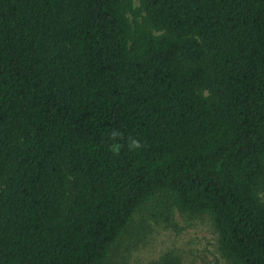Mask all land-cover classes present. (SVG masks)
<instances>
[{
    "label": "trees",
    "instance_id": "16d2710c",
    "mask_svg": "<svg viewBox=\"0 0 264 264\" xmlns=\"http://www.w3.org/2000/svg\"><path fill=\"white\" fill-rule=\"evenodd\" d=\"M264 0H0V264H113L156 199L264 264Z\"/></svg>",
    "mask_w": 264,
    "mask_h": 264
},
{
    "label": "rangeland",
    "instance_id": "374dc122",
    "mask_svg": "<svg viewBox=\"0 0 264 264\" xmlns=\"http://www.w3.org/2000/svg\"><path fill=\"white\" fill-rule=\"evenodd\" d=\"M259 196L264 201V189ZM158 199L134 214L110 253L113 264H230L209 214L181 211Z\"/></svg>",
    "mask_w": 264,
    "mask_h": 264
}]
</instances>
